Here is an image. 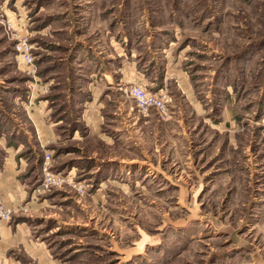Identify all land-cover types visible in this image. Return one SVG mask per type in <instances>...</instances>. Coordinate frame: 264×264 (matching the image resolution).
I'll list each match as a JSON object with an SVG mask.
<instances>
[{"label": "rangeland", "instance_id": "obj_1", "mask_svg": "<svg viewBox=\"0 0 264 264\" xmlns=\"http://www.w3.org/2000/svg\"><path fill=\"white\" fill-rule=\"evenodd\" d=\"M160 37L182 52L198 102L180 96L175 116L146 117L129 90L96 94L101 122L129 147L105 150L82 121L89 95L76 82L105 49L117 67L114 52ZM34 83L48 92L31 97ZM42 102L66 141L54 154L35 125ZM0 138V172L9 149L26 166L29 199L7 207L9 224L45 243L55 264H264V0H0ZM46 154L69 185L43 190Z\"/></svg>", "mask_w": 264, "mask_h": 264}, {"label": "crops", "instance_id": "obj_2", "mask_svg": "<svg viewBox=\"0 0 264 264\" xmlns=\"http://www.w3.org/2000/svg\"><path fill=\"white\" fill-rule=\"evenodd\" d=\"M146 43L147 42L139 43V45H144V47L138 51L131 50L132 53L130 52V54L129 51L125 52V49L117 53L114 52L116 57L121 61L117 67H113L108 60V58H111V55L108 54V51L112 53L111 49H105L107 52L99 53L102 55L98 60L99 65L94 59V62L91 63V68L90 65L89 67H85L87 79L83 81L77 80L76 82L80 91L87 92V95H89V97L83 96L80 100L81 104L84 106L81 114L82 121L86 126V129L89 131V135L97 137L103 141L102 143L105 150L115 147L125 149L128 147V141L125 140V134L120 128H115L114 130H109L107 128V130L105 122H101L103 119L101 116L102 113L96 111V106L99 103L95 98L96 94H104V97L106 98L111 97V94H114L115 90H120L124 94H127L129 88L134 85L143 86L153 93L166 91L171 97L173 96V105L171 108L173 116L179 112L180 105L178 104L176 106L174 100L178 103L180 96H183L186 102L190 101L193 105L198 102V98L193 88L194 85L190 81V76L183 71V66L180 60L182 52H179L176 56L177 53L175 47H169L166 49L162 45V37L153 40L150 43L151 47ZM109 45L112 46V42L109 43ZM87 59H83V65L86 64ZM179 103H181V101ZM42 106L43 108H46L45 111L47 110L48 112H44ZM46 106V103L42 102L40 105L41 110L35 111V115L38 113L36 115L37 120L35 121V125L37 129H39L38 138L40 143H52V145L48 147V150L54 154L53 150H51L53 147L51 146L62 147L65 146L66 141L62 136V133L57 129L58 124L50 122V111ZM152 113L153 112L148 116L154 115ZM154 119L155 122L161 124L159 121L161 120L160 118L159 120L157 118ZM123 128H125V126H123ZM76 134H78V131L75 132V136L72 140L76 139ZM92 146L95 151L94 148L96 145L93 144ZM135 146L136 148H139V145ZM8 152V163L6 168L0 172V194L7 207L18 209L29 199L28 191L26 190L27 186L23 185L24 180L21 179L25 176L22 173V171L25 173V169H22V167L26 166L22 161V158L17 162L15 159L16 154L14 156V152H11L10 149ZM155 152L159 153V148H157ZM160 154L162 155V153H159V155ZM159 155L157 154L155 156ZM160 157L161 156L158 157L159 164L161 160H163ZM64 158L65 156L63 159ZM148 161L155 165L152 157L148 159ZM109 162L112 163L111 160ZM124 163L125 160L116 163L121 167L120 172L122 171V165ZM247 204L251 205L252 200ZM31 206L33 210L37 208L35 202H32ZM10 224L3 223L1 227L3 238L0 243V264H23L22 261H26L25 256L36 259L40 264H55L54 258L52 257V251L48 250L45 243L39 244L35 241L24 225L19 223L15 225ZM19 245L24 247V252L18 255L16 254L15 258L12 253L18 252L17 248ZM17 256L20 257V259H18Z\"/></svg>", "mask_w": 264, "mask_h": 264}, {"label": "built area", "instance_id": "obj_3", "mask_svg": "<svg viewBox=\"0 0 264 264\" xmlns=\"http://www.w3.org/2000/svg\"><path fill=\"white\" fill-rule=\"evenodd\" d=\"M17 50L20 52L24 60L28 64L27 74L29 76L35 75V63L34 57L31 53L32 46L29 42L28 37H18ZM34 77V76H33ZM34 82L35 77L33 78ZM36 85V86H35ZM48 89L46 85L34 83V87H30L31 97L35 93H47ZM128 95L132 99L142 116H148L151 112L157 113L161 118H168L171 114V107L173 105V99L170 94L166 91H160L158 93H153L141 86L134 85L129 89ZM52 156L50 154L45 155V162L43 164V179H42V188L44 191H50L54 188H62L66 185H69L68 178H63L61 175L54 174L51 167ZM74 188L78 191L83 190V187L80 185ZM13 217V211L5 205L3 199L0 195V221L1 222H11Z\"/></svg>", "mask_w": 264, "mask_h": 264}]
</instances>
